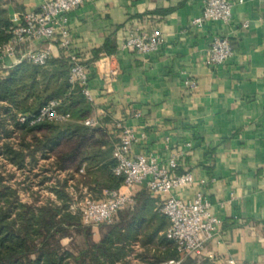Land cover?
<instances>
[{"label": "crops", "instance_id": "crops-1", "mask_svg": "<svg viewBox=\"0 0 264 264\" xmlns=\"http://www.w3.org/2000/svg\"><path fill=\"white\" fill-rule=\"evenodd\" d=\"M230 1V25L208 21L192 27L202 13L198 0H92L69 15L70 50L91 66L96 127L118 138L119 122L145 132L147 140L135 151L156 154L164 166L177 156L176 172H190L195 180L180 197L192 199L203 190L221 220L202 252L182 264H226L230 258L264 264V0ZM42 2L9 0L11 19ZM245 21L248 28H242ZM130 29L158 30L164 42L146 56L121 52ZM216 37H227L235 51L220 67L205 62ZM30 50L62 54L57 44L38 40L22 45L0 69ZM113 55L118 56L104 57ZM113 69L118 74L111 78ZM186 77L197 81L196 90L186 88ZM91 228L99 242V227ZM141 251L135 242L127 257L131 264H141Z\"/></svg>", "mask_w": 264, "mask_h": 264}, {"label": "trees", "instance_id": "trees-1", "mask_svg": "<svg viewBox=\"0 0 264 264\" xmlns=\"http://www.w3.org/2000/svg\"><path fill=\"white\" fill-rule=\"evenodd\" d=\"M8 2L0 0V46L10 38ZM71 67L62 52L45 65L22 59L0 69V156L18 170L45 160L51 161L56 174L66 173L48 187L56 200L38 204L24 202L0 170V264H131L127 257L135 242L142 248L137 254L141 264L178 258L174 242L166 236L169 220L155 210L157 201L145 188L135 195L134 207L120 210L113 222L99 226V242L81 214L71 210L69 180L88 187L97 199L104 190H118L124 184V177L113 173L119 139L102 127L85 124L93 117V105L79 84L69 82ZM52 100H62L58 111L69 115L66 121L20 122L21 116L36 115ZM73 229L83 242L67 248L63 239Z\"/></svg>", "mask_w": 264, "mask_h": 264}, {"label": "built area", "instance_id": "built-area-1", "mask_svg": "<svg viewBox=\"0 0 264 264\" xmlns=\"http://www.w3.org/2000/svg\"><path fill=\"white\" fill-rule=\"evenodd\" d=\"M89 1L92 0H43L39 7L13 18L8 32L10 38L0 46V63L4 65L6 60L16 58L21 46L26 43L38 40L55 43L71 61L69 82L72 85L79 84L83 94L92 102L91 66L80 61L78 56L71 52L72 37L68 28L70 13ZM198 1L202 6V13L192 21V27H203L208 21L222 22L225 25L232 23L234 4L230 0ZM249 26L248 21L242 23V28ZM163 42L162 33L158 30L150 32L130 29L120 51L146 56L157 52ZM234 54L231 41L227 37H216L206 51L205 62L212 67H220ZM116 56L118 55L104 57ZM50 58V50H30L22 57L37 65H45ZM117 74L118 69L110 70L111 78ZM184 85L189 91L198 87L197 81L191 77H186ZM61 102L62 100H52L36 115L21 116L19 120L30 125L44 121H66L69 115L58 111ZM97 122L96 118L91 117L85 124L96 127ZM117 128L121 131L113 152L116 159L113 173L124 177L123 187L118 190H104L103 197L97 199L92 191L82 184L79 185V196L75 181L69 180L67 190L72 201H75L71 203V210L81 213L85 225L99 227L101 224L113 222L120 210L131 207L134 204L135 190L145 188L159 201L158 211L168 218L170 225L166 236L174 242L179 253L178 258L161 264H182L187 257L200 254L205 245L214 238L221 224L220 218L212 211L209 197L203 190H199L192 199L181 198L179 193L194 185L195 180L190 172H176L179 167L177 156H172L164 166L156 154L135 151L147 140L145 132L138 134L135 129L121 122L117 124ZM80 173H84V169H81ZM200 184H204V181ZM226 264L241 263L230 258Z\"/></svg>", "mask_w": 264, "mask_h": 264}, {"label": "rangeland", "instance_id": "rangeland-1", "mask_svg": "<svg viewBox=\"0 0 264 264\" xmlns=\"http://www.w3.org/2000/svg\"><path fill=\"white\" fill-rule=\"evenodd\" d=\"M120 131L117 128V132L119 133ZM117 139L119 138L117 137ZM0 170L3 171L6 179L19 189L20 196L24 202L34 201L38 204L44 203L49 199L56 200L55 194L48 187L54 184L57 179H64L63 174H56L53 171L51 161L45 160H40L36 166L30 165L25 170H18L0 156ZM79 185L77 189L79 196H81ZM74 202L72 201V204ZM82 242L83 236L77 234L74 229L71 231V236L63 239V244L67 248H72L74 244L76 246L81 245Z\"/></svg>", "mask_w": 264, "mask_h": 264}]
</instances>
